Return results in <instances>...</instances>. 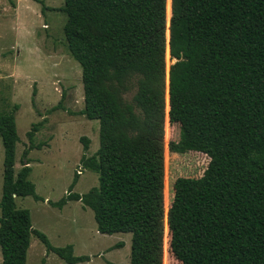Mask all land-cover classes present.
I'll list each match as a JSON object with an SVG mask.
<instances>
[{
	"label": "trees",
	"instance_id": "obj_1",
	"mask_svg": "<svg viewBox=\"0 0 264 264\" xmlns=\"http://www.w3.org/2000/svg\"><path fill=\"white\" fill-rule=\"evenodd\" d=\"M168 4L64 0L65 44L81 68L80 114L99 123V147L81 163L98 186L72 193L75 174L53 206L81 202L99 234H131L129 264H165L167 250L180 264H264V0H177L166 27ZM165 55L175 59L169 70ZM18 108L0 116L1 264H26L31 236L67 264L87 262L72 246L52 247L16 206L17 198L39 199L26 158L42 146L32 144L34 124L14 174ZM173 124L186 139L168 151L209 162L201 177L174 181L167 206L164 131ZM80 142L86 152L89 140Z\"/></svg>",
	"mask_w": 264,
	"mask_h": 264
},
{
	"label": "rangeland",
	"instance_id": "obj_2",
	"mask_svg": "<svg viewBox=\"0 0 264 264\" xmlns=\"http://www.w3.org/2000/svg\"><path fill=\"white\" fill-rule=\"evenodd\" d=\"M0 0V116L18 110L14 123L18 141L15 146L14 174L21 168L23 152L28 147L27 132L39 124L32 144L42 145L28 152L31 172L29 181L38 200L17 198L16 206L29 212L32 228L46 236L51 246L73 247L74 256H87L89 261L78 264H129L131 234L102 235L97 232L93 213L80 202L54 207L67 195L77 170L72 193L85 194L98 186L97 175L81 165L83 155H94L99 147L98 121H89L83 110L81 68L67 51L60 10L64 0ZM166 27L177 12V0H169ZM45 9L42 12V8ZM183 30V29H182ZM175 62L165 55V68ZM136 79L123 96L127 103L135 93ZM57 105L60 107L49 113ZM89 140L83 150L80 138ZM53 138L52 140H50ZM186 134L173 124L165 137L164 131V205L173 198L172 185L177 178H199L209 160L205 157L183 158L168 151L170 142H181ZM191 152V151H190ZM4 149L0 138V201L2 197ZM123 244L122 247H118ZM1 264V254H0ZM26 264H67L31 236ZM165 264H180L169 250Z\"/></svg>",
	"mask_w": 264,
	"mask_h": 264
},
{
	"label": "crops",
	"instance_id": "obj_3",
	"mask_svg": "<svg viewBox=\"0 0 264 264\" xmlns=\"http://www.w3.org/2000/svg\"><path fill=\"white\" fill-rule=\"evenodd\" d=\"M37 131H38V130H37ZM35 134H36V133H35ZM34 136H35V135H34ZM33 138H34V137H33ZM33 138H32V141H33ZM52 139H53V138H51L50 140H52ZM86 157H87V156H86ZM80 161H81V160H80ZM29 164H30V163H29ZM81 165H82V163H81ZM82 166H83V165H82ZM83 168H84V167H83ZM30 169H31V168H30ZM81 174H82V172H81L79 175H77V174H76V175H77V176H80ZM70 202H73V201H70ZM74 202H78V201H74ZM67 203H69V202H67ZM67 203H66V204H67ZM80 203H81V202H80ZM66 204H65V205H66ZM65 205H64V206H65ZM31 226H32V225H31ZM49 244H50V243H49ZM50 245H51V244H50ZM44 247H45V246H44ZM52 247H53V246H52ZM45 248H46V247H45ZM54 248H56V247H54ZM72 248H73V247H72Z\"/></svg>",
	"mask_w": 264,
	"mask_h": 264
},
{
	"label": "built area",
	"instance_id": "obj_4",
	"mask_svg": "<svg viewBox=\"0 0 264 264\" xmlns=\"http://www.w3.org/2000/svg\"><path fill=\"white\" fill-rule=\"evenodd\" d=\"M81 173V170H77L76 174L79 175Z\"/></svg>",
	"mask_w": 264,
	"mask_h": 264
}]
</instances>
